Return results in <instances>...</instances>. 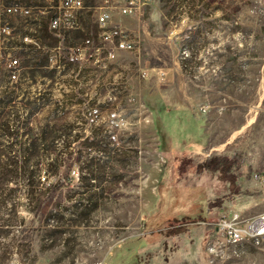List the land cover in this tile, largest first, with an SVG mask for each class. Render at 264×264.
I'll list each match as a JSON object with an SVG mask.
<instances>
[{
  "label": "rangeland",
  "instance_id": "rangeland-1",
  "mask_svg": "<svg viewBox=\"0 0 264 264\" xmlns=\"http://www.w3.org/2000/svg\"><path fill=\"white\" fill-rule=\"evenodd\" d=\"M16 2L48 5L0 0V264H264V239L212 246L220 214L264 213V0L106 30L84 0L61 34Z\"/></svg>",
  "mask_w": 264,
  "mask_h": 264
},
{
  "label": "built area",
  "instance_id": "built-area-1",
  "mask_svg": "<svg viewBox=\"0 0 264 264\" xmlns=\"http://www.w3.org/2000/svg\"><path fill=\"white\" fill-rule=\"evenodd\" d=\"M48 5L27 6L19 3L4 6V12L8 15H27L33 8H42L43 12H51L48 18L50 31L56 34L79 28L78 15L86 6L84 0H47ZM143 0H103V5L97 6V25L106 30L111 22L112 11L115 9L123 15L141 14ZM8 27L0 22V44L2 43ZM10 78L16 80L19 72V60L10 57L8 62ZM215 244L237 243L248 240L264 239V213L257 214L251 218L242 217L236 211L222 213L214 223ZM213 249V248H212Z\"/></svg>",
  "mask_w": 264,
  "mask_h": 264
},
{
  "label": "trees",
  "instance_id": "trees-1",
  "mask_svg": "<svg viewBox=\"0 0 264 264\" xmlns=\"http://www.w3.org/2000/svg\"><path fill=\"white\" fill-rule=\"evenodd\" d=\"M52 32V31H51Z\"/></svg>",
  "mask_w": 264,
  "mask_h": 264
}]
</instances>
